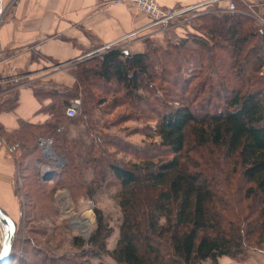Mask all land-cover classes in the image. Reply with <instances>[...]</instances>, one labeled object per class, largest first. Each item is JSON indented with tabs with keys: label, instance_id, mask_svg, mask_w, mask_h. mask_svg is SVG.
Masks as SVG:
<instances>
[{
	"label": "trees",
	"instance_id": "1",
	"mask_svg": "<svg viewBox=\"0 0 264 264\" xmlns=\"http://www.w3.org/2000/svg\"><path fill=\"white\" fill-rule=\"evenodd\" d=\"M235 3L234 13L200 16L192 39L195 48L188 45L190 40L170 45L174 52L148 47L131 53L114 46L77 63L72 87L55 83L65 89L62 102L46 97L52 100L49 121L22 123L11 135L0 128L24 159L38 160L37 140L60 128L80 84L89 90L117 84L138 109L141 103L152 108L157 126L146 135L161 139L156 145L159 153L128 166L108 164L121 186L120 237L116 247L108 250L111 229L96 210V229L83 240L100 249L87 253L90 257L106 252L118 264H203L224 255L244 258L248 247L264 245V24L256 26L255 19L242 11V2ZM154 64L163 68L171 64L180 74L183 67H194L182 81V92L171 104L165 103L169 106L162 112L141 93L150 91L148 81L158 79ZM163 77L168 81V76ZM171 80L178 84V79ZM35 92L40 100L46 99ZM154 100L160 104L158 97ZM114 104L120 106L118 101ZM16 106V98H6L0 101V113ZM88 151L97 163L95 190L106 182L100 167L103 149L91 142ZM72 153L69 149L65 156ZM234 182L238 197L230 190ZM35 250L40 252L37 246ZM42 260L40 264L67 262L47 255Z\"/></svg>",
	"mask_w": 264,
	"mask_h": 264
},
{
	"label": "rangeland",
	"instance_id": "2",
	"mask_svg": "<svg viewBox=\"0 0 264 264\" xmlns=\"http://www.w3.org/2000/svg\"><path fill=\"white\" fill-rule=\"evenodd\" d=\"M16 1L1 0L0 25L5 12L12 9ZM240 1L245 6L242 11L255 19L256 26L263 25V1ZM208 12L224 13L226 11L212 8L186 13L185 16L174 20L167 27L161 26V35L142 38L145 49L148 47L157 50L170 49L174 52L170 45H179L184 40H190L188 45L195 48L192 39L194 34L198 33L200 16ZM124 43L113 45L127 48ZM106 50L91 52L86 57H95ZM159 54L160 52L157 56H160ZM179 63L178 59L175 66L179 67L177 66ZM154 65H157L154 69L158 79L148 81L150 91L144 90L141 93L149 97L151 103L157 106L159 112H162L169 106L165 103L171 104L173 98L177 97L176 94L182 92V81L194 67L191 66L188 70L183 67V72L180 74L177 68L169 67V65L172 66L171 64L164 65V68L162 65ZM171 71L173 74L169 75L168 72ZM163 76H168L166 78L168 81L160 78ZM170 78L178 79V84H174ZM31 84L35 86L40 98L55 96V102H62L61 94L65 89L57 87L54 82L35 80ZM89 88L84 84L77 87L78 96L75 99L81 100L77 117L62 118L61 126L56 132L42 134L39 137V140L41 137L53 140L54 156L46 157L37 140L39 149L37 156L40 159H24L21 151L10 143L18 160L15 179L18 205L16 208L6 210L17 224L12 250V255H14L10 264H40L44 255L49 258L62 257L67 260V262H55V264H70L69 262H74V260L80 264H118L106 252L101 253L100 257H90L87 253L92 250L99 251V247L83 244V240L89 239L96 229V210L102 212L105 224L111 229V234L106 239L108 250L116 247L120 237V226L123 219L119 197L121 186L110 173L108 164L115 162L128 166L154 152L159 153L156 145L160 144L161 139L146 135L157 126V121L153 119L155 114L150 106L146 107L141 103L138 109L137 105L132 103V99L126 96L125 90L117 84H110L106 87L102 85L101 89L97 90L92 87L90 89L92 91ZM154 97L159 98L160 104L154 100ZM9 100H15V93L10 94ZM0 101H2L1 97ZM116 101L120 102V106H115ZM48 108L49 106L45 109ZM140 111L141 114L147 112L146 116L153 117H142L139 114ZM91 142L99 144L103 149L101 156L103 162L100 163V167L106 176L105 184L95 190H92L94 188L92 183L96 178L99 181V178L96 173L98 172L97 163L92 161L93 156L89 155L88 151ZM69 149L73 153L65 156V151ZM196 158L202 163L198 156ZM236 188L237 182H234L230 190L238 197ZM89 219H92L91 222L88 221ZM2 234L4 236V232ZM76 238H78L77 241ZM1 241L0 236V245ZM35 246L40 249V252L35 250ZM256 247H264V245L253 244L246 249V255Z\"/></svg>",
	"mask_w": 264,
	"mask_h": 264
},
{
	"label": "crops",
	"instance_id": "3",
	"mask_svg": "<svg viewBox=\"0 0 264 264\" xmlns=\"http://www.w3.org/2000/svg\"><path fill=\"white\" fill-rule=\"evenodd\" d=\"M108 1L17 0L5 12L0 25V97L8 99L13 92L17 99L15 109L0 113V128L5 135L19 130L22 123L42 125L52 118L45 109L51 98L40 100L33 81L72 87L77 63L89 59L86 56L91 52L124 42L128 52H144L142 38L162 34L161 26H149L151 19L144 12L128 5L109 6ZM202 1L206 0H159L170 7ZM219 6L225 7L227 2L213 8ZM135 31L140 32L123 40ZM5 135L0 134V206L8 211L18 205L17 156ZM203 264H264V247L250 250L244 258L224 255Z\"/></svg>",
	"mask_w": 264,
	"mask_h": 264
},
{
	"label": "built area",
	"instance_id": "4",
	"mask_svg": "<svg viewBox=\"0 0 264 264\" xmlns=\"http://www.w3.org/2000/svg\"><path fill=\"white\" fill-rule=\"evenodd\" d=\"M222 1L227 2V6L222 7L219 6V10L226 12H234L236 11V3L235 0H206L189 6H163L159 0H109L106 2V5H128L133 6L136 9L147 14L151 23L149 26H163L167 27L174 20H177L180 17L186 15V13L190 12H198L203 11L205 9H212L213 6ZM1 3V0H0ZM1 8V5H0ZM1 13V12H0ZM1 15V14H0ZM262 19V18H261ZM263 21V19H262ZM140 31L132 32L123 38L129 39L133 36H136ZM113 44L107 45L105 48L108 49L112 47ZM81 100L75 99L66 109V116L68 118H75L78 116V110L80 106ZM39 146L42 148L43 153L46 157L54 156V144L53 140L50 138L41 137L39 140Z\"/></svg>",
	"mask_w": 264,
	"mask_h": 264
},
{
	"label": "water",
	"instance_id": "5",
	"mask_svg": "<svg viewBox=\"0 0 264 264\" xmlns=\"http://www.w3.org/2000/svg\"><path fill=\"white\" fill-rule=\"evenodd\" d=\"M0 224L4 231L3 241L0 248V264H10L12 250L17 232V224L13 217L0 206Z\"/></svg>",
	"mask_w": 264,
	"mask_h": 264
},
{
	"label": "bare ground",
	"instance_id": "6",
	"mask_svg": "<svg viewBox=\"0 0 264 264\" xmlns=\"http://www.w3.org/2000/svg\"><path fill=\"white\" fill-rule=\"evenodd\" d=\"M91 220H92V219H89L88 221L91 222ZM2 232H4V231H3V228H2V226H1V224H0V236H1V239H2V241H3V234H2ZM2 241H1V245H2ZM1 245H0V248H1Z\"/></svg>",
	"mask_w": 264,
	"mask_h": 264
}]
</instances>
